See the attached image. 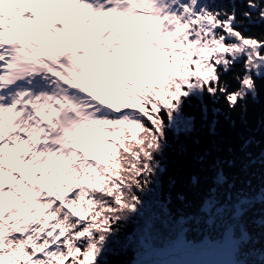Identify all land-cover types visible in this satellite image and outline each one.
Returning <instances> with one entry per match:
<instances>
[{
    "label": "snow or ice",
    "instance_id": "obj_1",
    "mask_svg": "<svg viewBox=\"0 0 264 264\" xmlns=\"http://www.w3.org/2000/svg\"><path fill=\"white\" fill-rule=\"evenodd\" d=\"M3 2L0 264H109L118 249L131 264H264L254 137L197 154L210 175L189 179L193 211L151 199L169 133L195 130L187 109L208 121L210 102L215 134L258 100L264 32L247 33L264 0H11L23 19Z\"/></svg>",
    "mask_w": 264,
    "mask_h": 264
},
{
    "label": "trees",
    "instance_id": "obj_2",
    "mask_svg": "<svg viewBox=\"0 0 264 264\" xmlns=\"http://www.w3.org/2000/svg\"><path fill=\"white\" fill-rule=\"evenodd\" d=\"M264 32V25H255L248 35L259 36ZM238 87L232 81V88ZM249 107L246 113L232 112L227 110L215 117L218 120L215 134L209 129V122L213 119L211 103L209 102V120L202 118L199 106H194L187 111L195 118V130L189 135H181L179 139L169 133V146L166 148L162 159L165 171L159 176V182L154 186V193L151 197L154 201L166 200L171 197L172 209H182L186 212L193 211L199 202L200 189L194 188L189 183L193 174H198L203 179L210 175L208 164H201L197 161V154L211 152L212 158L216 156L227 157L228 149L238 150L239 146L248 137H254L259 142V147L253 146V152L264 149V88L261 89L258 100L252 101L249 98ZM138 134V137L139 138ZM134 143V141H133ZM121 151H123L121 149ZM255 175L251 176L253 186H259L264 182V170H254ZM174 181L175 183H171ZM178 194L185 196V201L176 199ZM136 230L135 223H129L121 234V239L127 236L131 239ZM133 251L117 250L116 254L108 256L109 264H131Z\"/></svg>",
    "mask_w": 264,
    "mask_h": 264
},
{
    "label": "rangeland",
    "instance_id": "obj_3",
    "mask_svg": "<svg viewBox=\"0 0 264 264\" xmlns=\"http://www.w3.org/2000/svg\"><path fill=\"white\" fill-rule=\"evenodd\" d=\"M26 31L32 32V30H31V29H27V28H26ZM36 34H38V32H37ZM42 211H43V210H42Z\"/></svg>",
    "mask_w": 264,
    "mask_h": 264
},
{
    "label": "bare ground",
    "instance_id": "obj_4",
    "mask_svg": "<svg viewBox=\"0 0 264 264\" xmlns=\"http://www.w3.org/2000/svg\"><path fill=\"white\" fill-rule=\"evenodd\" d=\"M10 2H11V0H10ZM11 35H12V34H10L9 37H7V38H11Z\"/></svg>",
    "mask_w": 264,
    "mask_h": 264
}]
</instances>
